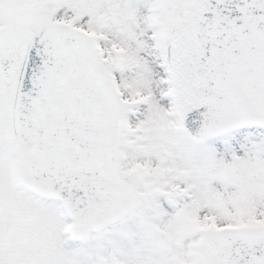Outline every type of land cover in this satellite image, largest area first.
I'll use <instances>...</instances> for the list:
<instances>
[{"label":"snow or ice","instance_id":"obj_1","mask_svg":"<svg viewBox=\"0 0 264 264\" xmlns=\"http://www.w3.org/2000/svg\"><path fill=\"white\" fill-rule=\"evenodd\" d=\"M0 264H264V0H0Z\"/></svg>","mask_w":264,"mask_h":264}]
</instances>
